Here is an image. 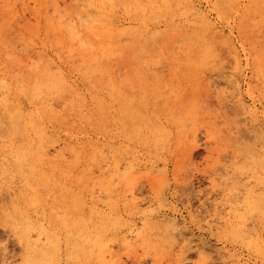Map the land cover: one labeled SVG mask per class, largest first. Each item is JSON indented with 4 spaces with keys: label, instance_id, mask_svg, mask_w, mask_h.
<instances>
[{
    "label": "rangeland",
    "instance_id": "obj_1",
    "mask_svg": "<svg viewBox=\"0 0 264 264\" xmlns=\"http://www.w3.org/2000/svg\"><path fill=\"white\" fill-rule=\"evenodd\" d=\"M71 1L0 0V80L5 83L4 89L0 88V99L6 96L4 101L0 100V146H4L5 151L22 154L32 148L35 138L27 123L29 118L37 116L38 108L50 106L55 112H62L71 104L72 98L67 93L53 97L37 95L36 86L39 87L41 82V71L50 65L52 68L47 69L51 72L57 66L64 69L72 87L77 88L88 109H91L83 87L70 73L75 56L63 45L57 44L52 29L53 23L57 26L61 24L59 19L54 18L65 16L73 10ZM247 6L253 4L248 3ZM57 7L59 11H56ZM200 9L205 10L206 4H200ZM206 10L214 21L213 15ZM52 11L60 13L57 15ZM123 24L126 27L127 21ZM216 25L220 30H227L222 24ZM261 25L260 18L251 24L244 20L242 31L247 34L244 37L234 35L237 36V46L243 43L245 50L254 51L252 58L259 57L264 47ZM141 30L136 29L141 34L139 42L120 38L124 48L129 45L115 57L117 62L115 58L111 60L115 64L112 87L120 89L134 103L110 99L108 110L96 116V125L101 130L97 133L88 129V135L72 137L81 138L82 142H103L102 137L112 133L114 146L123 151L128 146L127 150L134 156L133 159L123 156L125 160L120 171L126 168L125 162L134 161L137 172L126 184L106 183L113 163L110 152L104 150L103 153L106 166L104 163L93 165L88 175L80 164L73 162L74 158L64 148L62 141L56 144L57 148L54 146L49 150L50 155L60 151L69 166V178L63 181L65 190L62 193L50 191L41 185L31 189L12 168L8 169L7 174L0 171V234H4L0 235V264H23L25 247L22 232L26 224L39 225L42 221L38 208L30 206L33 196L51 204L58 201L70 204L78 199L87 208H96L107 226L110 225L104 236L107 246H104V254L90 249L85 253L75 251L73 255L77 260L72 261L68 259L65 242L61 241L55 264H235L231 256L242 263L264 264L261 257L256 256L248 246L257 237L261 240L264 238V216L258 212L259 215L256 212L249 214L243 207L238 212L243 213L246 228L242 227L237 235L222 223L227 203L233 202L238 195L241 201L244 200V186V190L253 191L252 194L264 192V179H261L264 178L263 165L259 164V154L264 152V139L257 133L258 126H254L236 104L240 95L246 105H251L246 91L248 84L254 96L260 98V103L254 105L264 119L263 78L254 77L246 70L245 79L238 84L232 77V63L227 49L219 43L214 47V59L204 61L187 78L175 76V68L171 67L168 55L173 50L170 45L181 51L182 41L174 38L171 42L175 40V43L166 44L164 48L165 42L160 35L152 37ZM238 49L241 51L243 48ZM208 60L212 61L209 65L206 64ZM31 62L38 66L36 70L26 66ZM138 86L145 87L148 92L146 97L137 94ZM157 88L162 90V94L157 95L160 93ZM7 98H10L9 101ZM92 114L93 111L88 110L87 116ZM10 115H13L12 119ZM11 120H14L13 123ZM62 128L66 133L71 130L69 124H63ZM121 129L138 134V144L125 140ZM156 130L164 135L158 136ZM83 155L79 157L80 162L84 160ZM247 155L258 161H249ZM48 157L52 159V155ZM102 170H105L104 173ZM228 178L231 183L228 181L225 185ZM254 213L262 217L257 219ZM63 216L62 209L58 208L54 214L55 220ZM164 219L168 223H164L167 221ZM174 220L176 223L178 221L177 225H172ZM49 228L61 234L59 230ZM129 233L138 234L139 237L130 239ZM125 236L127 241L123 239ZM35 240L36 237L32 235L31 242ZM30 264L37 263L32 260Z\"/></svg>",
    "mask_w": 264,
    "mask_h": 264
},
{
    "label": "bare ground",
    "instance_id": "obj_2",
    "mask_svg": "<svg viewBox=\"0 0 264 264\" xmlns=\"http://www.w3.org/2000/svg\"><path fill=\"white\" fill-rule=\"evenodd\" d=\"M245 1H247V4L252 3L253 6L248 7L247 4H244ZM71 2H73V10L65 16H61L63 18L60 16L54 18L59 19L61 24L57 26L53 23L52 29L56 34L57 44L63 45L70 54L75 56L70 68V73L76 77V80L83 87L84 96L89 98L91 109H88L84 97H82V94L77 88L72 87L70 78L63 68L57 66L56 70L51 72L50 69L52 67L50 68V65L46 67L45 70L41 71L42 79L39 87L36 86L37 95L53 97L67 93L72 98L71 104L63 108L62 112H55L50 106H41L38 108L37 116L29 118L27 123L35 138V143L32 148L28 149L25 153L18 154L15 151L8 152V150L5 151L4 146H0V171L7 174L8 169L12 168L15 173L24 179L31 189L41 185L43 188L59 193L65 190L63 181L69 178V166L66 165L67 163L65 162L64 155L60 151H55L54 153L51 152L52 159L48 157L51 156L49 150L54 149V146L60 141H62L64 148L74 158L73 162L80 164L88 175L93 165H101L106 162L104 157L105 154L103 155L104 150L110 152L113 163L111 162L112 169L110 170V175L107 176L109 180L106 179V183L112 184L113 182H117V185L126 184L129 179L132 178V174L137 172L136 162L134 161L125 162V164H127L126 168L120 171L122 161L125 160L123 156H131L132 159L134 156L132 152L127 150L128 146H126L124 151L114 146L115 140L112 133L108 134L106 137L103 136V142H82L81 140L83 139L78 137L72 139L73 135H81L82 137L88 135V133H86L88 129H92L97 133L101 130V128L96 125V116L97 113L99 114L102 111L108 110L111 106L109 103L110 99H118L120 102L130 100L129 96L123 94L120 89L112 87V82L115 77L113 73L115 64L111 62V60L119 56L129 45L128 44L127 47L124 48L120 44V38L132 42H139L141 34L136 32L137 28H142L143 30H141V32L143 31L144 33L145 31V33L152 37L160 35L165 42L164 48H166V44L175 43V40L171 42L174 38H178L182 41L181 51L174 49L178 47L170 45V48H173V50L169 53L168 57L171 67L175 68V76L183 77L184 79L193 74L204 61L206 62L207 59L213 58L214 47L219 43L227 49L232 63V77L235 78L238 84L245 79L246 70H249V73L254 75V77H261L263 78L262 80H264V47L259 57L252 58L254 51H247L244 49L246 47L243 43L237 46L236 42L237 36L244 37L247 34L242 31V22L246 20L251 24L256 18H260L262 21L261 33L264 39V0H73ZM202 3L206 4V9L213 15L214 21L210 19L206 9H200V4ZM56 11H59L58 7ZM56 11L54 12L56 13ZM58 13L60 12L56 14L58 15ZM121 18H123V22L127 21L126 27H124L123 22L120 21ZM217 23L226 26L227 30H220L216 25ZM63 25L65 26L64 28L60 27ZM235 34H237V36H234ZM124 40L122 39V41ZM148 43L146 44L149 46ZM146 44L145 50L147 48ZM238 48L243 49L240 51ZM175 50L177 51L175 52ZM136 57L138 58V55ZM116 59L117 58L114 60L117 62ZM124 59L123 57V60ZM131 59L133 60V58ZM69 60L71 59L69 58ZM210 63H212V61L209 62L208 60L206 64L209 65ZM26 66L32 69L38 68L33 62ZM47 68L50 69L48 70ZM168 69L170 70V68ZM106 79H109V81H106ZM3 87H5V83L3 80H0V88L4 89ZM9 87L10 86H8V89ZM137 89V94L139 96L146 97L145 95L148 92L145 87L138 86ZM158 90L160 93H157V95L162 94V90ZM246 91L250 97L251 105H246L240 95L236 100V104L240 107L242 113L248 116L250 122L254 126H258L257 133L264 139L263 116L254 105L260 103V98L254 96L248 84H246ZM4 97L6 96H3L0 100H3ZM181 98L183 97H179L178 99ZM9 99L10 98H7V101H9ZM133 99H135V97ZM128 102L134 103L133 100ZM7 106L8 105L4 107L7 108ZM179 106L182 107L181 105ZM9 108L11 109L12 107ZM88 110L93 111V114L87 116ZM10 112L13 113V110ZM12 116L10 115L11 119L13 118ZM13 121L14 120H11V123H13ZM261 121L262 124L259 125ZM63 124H69L71 130L66 133L62 128ZM178 124H180V122ZM121 131L125 140H133L132 144H138L140 137L138 134L129 132L127 129H121ZM155 133L161 137L164 135L162 131L158 130H156ZM147 143H149L148 140ZM263 148L262 146V149ZM81 154H84V160L80 162L79 157ZM254 154L251 153L253 156ZM244 156L246 157V155ZM251 159L252 158H249V161ZM253 163L255 164V162ZM259 164L263 165L262 173H264V152L259 154ZM104 171L102 173H104ZM225 172L228 171L225 170ZM134 176L136 177L137 175ZM261 179L263 180L264 178ZM229 180L230 178L227 179L225 185H227ZM229 182L231 183V181ZM244 189L242 191L244 200L241 201L239 199L240 195H238L239 197H235L233 202H228L226 205L227 212L224 213L222 220L224 227L226 229L231 228L232 231L235 232V235L242 230V227L246 228L244 227V223L246 224L247 222H245L244 215L238 212L243 207H245V210L249 214L258 212L260 215L264 216V192L261 194H252L253 191L250 192V190ZM230 193H232V191ZM75 195L77 196L79 194L76 193ZM80 203L85 209L81 207ZM30 206L38 208L42 221L39 225H34L32 223L26 224L25 230L22 232L21 238L25 247V257L22 260L23 264H30L32 260L37 264H55L59 255L58 245L61 241L65 242L68 259L72 261L77 260V257L73 255L75 251L85 253L87 249H90L96 251L97 254H104V236L105 232L110 229V225L108 224L107 226L104 217H102L96 208L92 206L87 208L85 203L83 201L80 202L78 199H74L70 204L63 201L51 204L47 201L41 202L34 196L30 200ZM58 208L62 209L64 216L59 220H55L54 214ZM258 213L257 215H259ZM257 215L255 213L253 214V216ZM262 216H257V219ZM166 220L164 219V221ZM164 223H168V220ZM177 224L178 221L177 223L175 220L172 221V225ZM48 226L55 230H59L61 234L52 231ZM32 235L36 237L35 242H31ZM2 236H4V234ZM250 236L247 238H250ZM138 237V234H130V239H136ZM256 237L255 235V238ZM123 239L127 241L126 236ZM248 246L255 252L256 256L261 257L260 260L264 262V238L261 240L257 237ZM231 260L234 261L235 264L249 263H242L241 260L233 259L232 256Z\"/></svg>",
    "mask_w": 264,
    "mask_h": 264
}]
</instances>
